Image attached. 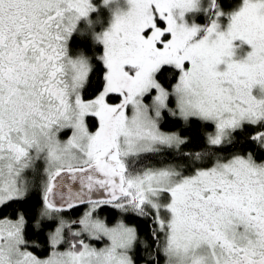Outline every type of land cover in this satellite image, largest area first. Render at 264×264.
I'll use <instances>...</instances> for the list:
<instances>
[{"label":"snow or ice","instance_id":"6c2138e0","mask_svg":"<svg viewBox=\"0 0 264 264\" xmlns=\"http://www.w3.org/2000/svg\"><path fill=\"white\" fill-rule=\"evenodd\" d=\"M0 264H264V0H0Z\"/></svg>","mask_w":264,"mask_h":264},{"label":"trees","instance_id":"16d2710c","mask_svg":"<svg viewBox=\"0 0 264 264\" xmlns=\"http://www.w3.org/2000/svg\"><path fill=\"white\" fill-rule=\"evenodd\" d=\"M162 130L163 131H171L173 129L172 124H163L162 125ZM210 131V129H208ZM203 131V129H193L191 132H186L185 135H193V134H199V132ZM172 159V156L169 153V150H164L161 154H147L145 157H143L142 163L144 165H149V166H160L163 164H166L170 162ZM84 209L82 207L77 208L73 210L70 213L71 218H76L79 216L80 213H82ZM4 215H7V211L4 213ZM115 219V213L112 216L108 217L109 222H114ZM126 223L129 224L130 226H136L140 232L141 235H144L147 230V223L133 215H129L126 218ZM29 239L30 240H37L40 243H43L44 240V235L41 234L40 236L33 235L31 231L29 232ZM33 251L36 255L40 257H44L47 255V250H40V249H30Z\"/></svg>","mask_w":264,"mask_h":264},{"label":"rangeland","instance_id":"374dc122","mask_svg":"<svg viewBox=\"0 0 264 264\" xmlns=\"http://www.w3.org/2000/svg\"><path fill=\"white\" fill-rule=\"evenodd\" d=\"M160 166H162V165H160ZM92 243H94V245L97 246V247H102L104 242L103 241H93Z\"/></svg>","mask_w":264,"mask_h":264}]
</instances>
